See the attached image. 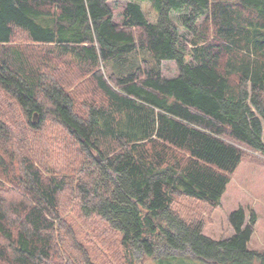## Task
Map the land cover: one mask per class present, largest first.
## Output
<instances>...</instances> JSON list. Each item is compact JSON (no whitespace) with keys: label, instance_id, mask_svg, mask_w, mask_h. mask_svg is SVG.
<instances>
[{"label":"trees","instance_id":"1","mask_svg":"<svg viewBox=\"0 0 264 264\" xmlns=\"http://www.w3.org/2000/svg\"><path fill=\"white\" fill-rule=\"evenodd\" d=\"M113 1L0 0V93L27 130L52 120L95 164L76 177L42 169L29 147L14 149L6 114L0 118V264H90L64 218L66 194L76 195L85 218L118 233L131 255L152 258L163 247L206 264L264 260L250 249L255 212L249 220L243 208L232 212L233 234L216 241L174 209L176 197L220 205L244 156L225 138L264 156V0H129L121 23ZM18 37L50 51L36 59L13 44ZM137 52L154 65L107 71ZM64 57L88 69L104 97L86 103L84 115L63 75L40 66ZM162 62H174L178 76L166 78ZM104 143L119 150L110 154Z\"/></svg>","mask_w":264,"mask_h":264},{"label":"rangeland","instance_id":"2","mask_svg":"<svg viewBox=\"0 0 264 264\" xmlns=\"http://www.w3.org/2000/svg\"><path fill=\"white\" fill-rule=\"evenodd\" d=\"M128 2L129 0H114L111 2L117 23H121L122 12ZM142 8L149 21L156 22L157 14L152 10L150 4L142 3ZM173 18L180 28L181 35L186 38L184 40L187 41L190 35L182 28L179 19L181 15L179 13L174 14ZM19 36L22 37L23 35L19 34ZM20 37L13 44L28 47L27 53L36 59L40 54L50 51L51 47L37 46ZM145 60L154 65L148 53L137 52L114 65L106 64V69L109 73L121 74L126 70H130L132 64H141ZM190 60L191 58H188V61ZM48 63L39 64L46 70L51 67L52 72L55 68L59 75H63L70 89L75 90L76 109L79 113L85 114L86 103L101 104L105 101L94 85L91 74L86 72L88 69L84 70L79 65L73 64L70 57H64L62 61L58 59L50 60ZM161 70L166 78L178 76V69L174 62H162ZM8 105H10V108ZM0 110V118L6 114L8 130L15 137L11 138V141L14 142V149L17 150L19 147L24 146L29 147L30 152H27V154L34 156L35 162L42 169L53 167L52 170L56 169L62 174L76 177L78 176L77 172L82 171L83 168L88 171L95 168L94 160L87 157L78 145L71 141L66 131L61 129L54 121L48 120V123L46 122L45 126L36 134L27 130L28 126L19 108L3 93H0ZM225 140L236 145L244 156L236 172L231 175L230 184L220 205L211 206L186 197H176L174 209L186 221L201 222L203 234L216 241L226 239L233 234V229L228 222V217L232 212L243 208L246 211L248 220L251 213L255 212L258 220L250 249L264 254V156L260 152L253 151L247 146L232 141L230 138H225ZM104 149H109L110 154H112L111 151L119 150V147L104 143ZM175 154L178 158L185 156V153L180 151H175ZM94 157L102 162L100 155L95 154ZM20 198L18 194H13L14 200L18 201ZM63 205L64 218L69 224L70 235L75 236L90 264H206L198 261L190 251L184 253L169 252L163 247L152 258L136 252L131 255L129 251L123 248L121 236L118 233L111 231L107 225L98 219H87L82 215L76 202V195L69 197V194H66L63 197ZM256 264L260 263L256 262Z\"/></svg>","mask_w":264,"mask_h":264},{"label":"water","instance_id":"3","mask_svg":"<svg viewBox=\"0 0 264 264\" xmlns=\"http://www.w3.org/2000/svg\"><path fill=\"white\" fill-rule=\"evenodd\" d=\"M33 122H34L35 124H37V123L39 122V119H38V115H37V114L34 115Z\"/></svg>","mask_w":264,"mask_h":264},{"label":"flooded vegetation","instance_id":"4","mask_svg":"<svg viewBox=\"0 0 264 264\" xmlns=\"http://www.w3.org/2000/svg\"><path fill=\"white\" fill-rule=\"evenodd\" d=\"M259 263H260V264H264V260H261Z\"/></svg>","mask_w":264,"mask_h":264}]
</instances>
